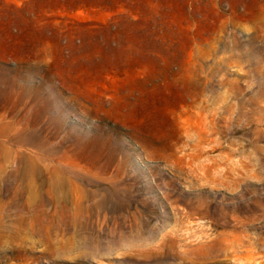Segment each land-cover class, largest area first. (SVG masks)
Wrapping results in <instances>:
<instances>
[{"label":"rangeland","instance_id":"1","mask_svg":"<svg viewBox=\"0 0 264 264\" xmlns=\"http://www.w3.org/2000/svg\"><path fill=\"white\" fill-rule=\"evenodd\" d=\"M0 264H264V0H0Z\"/></svg>","mask_w":264,"mask_h":264}]
</instances>
